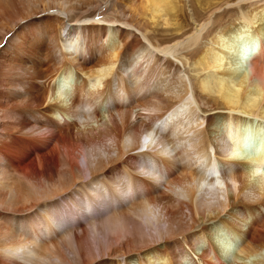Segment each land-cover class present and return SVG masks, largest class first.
Masks as SVG:
<instances>
[{
    "label": "bare ground",
    "instance_id": "obj_1",
    "mask_svg": "<svg viewBox=\"0 0 264 264\" xmlns=\"http://www.w3.org/2000/svg\"><path fill=\"white\" fill-rule=\"evenodd\" d=\"M193 1L0 0V264H264V0Z\"/></svg>",
    "mask_w": 264,
    "mask_h": 264
},
{
    "label": "rangeland",
    "instance_id": "obj_2",
    "mask_svg": "<svg viewBox=\"0 0 264 264\" xmlns=\"http://www.w3.org/2000/svg\"><path fill=\"white\" fill-rule=\"evenodd\" d=\"M180 1V6H182V15H184V16H182V21L181 20H179L180 22H182V25H184V26H186V30L187 31H189V29H191L192 28V20H191V14L192 13H194L195 11H198V12H203L196 4H194V1L193 0H179ZM201 1H203V0H201ZM206 1V0H205ZM208 1V0H207ZM231 1H233V2H236L237 0H231ZM202 5H203V3H202ZM221 5H223L222 7L225 9V5H224V3H221ZM197 7V8H196ZM205 7V6H204ZM247 5H242V8H241V11H245V12H248V13H251V14H258L261 10H262V7H259V8H257V9H254L253 7H248ZM264 7V6H263ZM100 8V9H99ZM197 10H196V9ZM203 8V7H202ZM253 8V9H252ZM111 11V12H110ZM110 12V13H109ZM222 12V11H221ZM93 13H94V15H93ZM224 13H226V15H224V17L222 18V21L221 22H217L215 25V27L216 28H213V29H217V27L218 28H220V27H226V26H233L234 24L236 25L237 23H238V20H239V18H238V15L237 14H239V10L237 9V8H235L234 10H231V11H227V10H224ZM112 14V15H111ZM113 9H112V7H111V5H109V4H107V5H103L102 7L100 6V7H98L96 10H94L92 13H91V17L92 18H100L101 20H105V21H110L113 17ZM83 14H80V16H79V18L80 19H83L84 18V16H82ZM184 18V19H183ZM240 22V21H239ZM151 29H154V28H152L151 27ZM155 29H157V30H154L155 31V33L159 36V37H162L163 39H169L170 37H171V35H170V33L172 32V30H166L165 31V28L164 27H160V25L159 26H157ZM151 32H152V30H150ZM211 33H213V32H211ZM13 34V32L12 31H9L8 32V34L7 35H5L4 36V39L2 40V43H1V45H4V43H5V41L7 40V38L9 37V36H11ZM211 38H212V35H208V37L207 38H204V40L201 42L202 44H201V48L203 49L204 47H206L207 46V43L208 42H211ZM242 52H240V54H241ZM240 54H239V56H240ZM239 61H241L242 62V66H244V61H245V59L243 60V59H241V57H240V59H239ZM242 69H244V67L242 68ZM192 75H194L193 74V72L191 73ZM84 113V114H83ZM83 113H82V115H84V116H82L81 115V117L80 118H78L77 119V123H81V122H86V121H91L90 120V109L89 108H85L84 110H83ZM85 117V118H84ZM257 134V133H256ZM255 138L253 139V141H251V143H250V145H249V147H248V149H258V147H259V149L262 147V146H264V133H263V135L260 137V135L258 136V135H256V136H254ZM257 137V138H256ZM260 137V138H259ZM258 139H260V140H258ZM253 143V144H252ZM256 145H255V144ZM126 144V147H125V149L126 150H128V146L130 145L128 142H126L125 143ZM252 145V146H251ZM254 146V147H253ZM252 147V148H251ZM19 148H20V150H19ZM9 150H10V152H11V150H12V153H14V154H21V152L23 151V149H22V147L20 146V145H18V146H12V148L10 149L9 148ZM141 151V150H140ZM115 155H116V153L114 152V151H110V153H107V150L104 152L102 149L101 150H99V155H96L95 156V160H96V158H103V159H105L106 157H115ZM31 156H33V155H30V157ZM94 160V161H95ZM139 163H141V162H139ZM80 164H81V162H80ZM142 165V164H141ZM104 189H105V187H104ZM106 189H108V187L106 188ZM107 192V191H106ZM103 196V195H102ZM101 196V197H102ZM105 199L102 197V199H104L105 201H108L109 200V196H108V194L106 193L105 195ZM108 196V197H107ZM61 203V202H60ZM62 204H64L65 205V203H63L62 202ZM106 212H107V210H106ZM83 217V216H82ZM80 218V223H81V225L82 226H84V227H86V229H90V227H91V225H92V223L91 222H89V221H92L93 219L92 218H90L89 216H87V215H84V217L83 218ZM86 217V218H85ZM72 218H74V220H75V216L73 217L72 216ZM95 219V218H94ZM97 219V218H96ZM95 221V220H94ZM74 222H76V221H72V224L71 225H69V228H67L66 229V231H63V233H64V235H63V238H65V241L67 242V244L69 245V248L68 249H66V250H64L65 251V255H66V257H67V259L71 262V263H73V264H77L78 263V261H79V258H78V255H77V252H76V249H75V245H74V241H73V235H74V233L75 234H79L80 232H79V229H78V227H77V224L75 223L74 224ZM89 223H91V224H89ZM13 224L15 225V228H18L19 226V224L16 222V219H14L13 220ZM16 224H18V225H16ZM76 225V226H75ZM89 225H90V227H89ZM19 229H21V227H19ZM62 230V229H61ZM53 238V237H52ZM53 239H55V236H54V238ZM89 242H92V237H91V235H90V238H89ZM203 242H204V240H203ZM212 244L216 247V249H220L221 250V248H220V246L221 247H224L225 246V242H228V239H227V237L226 236H223L222 238L221 237H217V236H213V238H212ZM201 246H202V241H200V243L195 247V251H198V250H200L201 249ZM203 247V246H202ZM234 250V249H233ZM31 254V253H30ZM190 254H193L192 252L190 253ZM231 254H233V255H231L232 256V258L230 257V259H225L224 257H222L221 258V260L223 261V260H225L224 262L227 264H238V260H236V258H235V252L233 251V253H232V251H231ZM18 255H19V257H20V253H18ZM221 257V256H220ZM41 259H43V258H39L38 260H41ZM42 261V260H41ZM56 264H59V260L58 259H54L53 260ZM43 262H45V260L43 259Z\"/></svg>",
    "mask_w": 264,
    "mask_h": 264
},
{
    "label": "water",
    "instance_id": "obj_3",
    "mask_svg": "<svg viewBox=\"0 0 264 264\" xmlns=\"http://www.w3.org/2000/svg\"><path fill=\"white\" fill-rule=\"evenodd\" d=\"M246 56L245 52L241 53L239 57H241V59H243L242 57Z\"/></svg>",
    "mask_w": 264,
    "mask_h": 264
}]
</instances>
